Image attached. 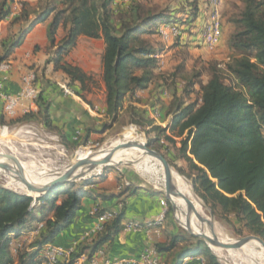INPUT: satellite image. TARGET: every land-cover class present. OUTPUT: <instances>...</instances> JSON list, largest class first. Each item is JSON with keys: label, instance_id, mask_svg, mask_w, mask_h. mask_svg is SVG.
Returning a JSON list of instances; mask_svg holds the SVG:
<instances>
[{"label": "trees", "instance_id": "1", "mask_svg": "<svg viewBox=\"0 0 264 264\" xmlns=\"http://www.w3.org/2000/svg\"><path fill=\"white\" fill-rule=\"evenodd\" d=\"M117 1L39 0L34 7L24 3L22 12L11 23V28L17 27L16 32L1 41L0 64L10 60L37 25L51 19L47 30L51 45L49 63L65 73L71 83L84 85L86 75L67 63L65 56L75 47L80 35L103 37L106 113L117 120L127 98L134 99L158 78L157 55L162 49L148 36L160 39L161 27L170 24L180 27L183 23L169 8L157 11L144 0H130L115 7ZM13 2L0 1V22L11 14ZM190 7L187 22L193 23L198 15L197 7L195 3ZM231 22L242 29L227 42L231 52L225 69L227 77L218 64L212 65L198 101H186L196 83L180 95L175 88L170 131L181 139L177 148L179 158L188 163L191 172L188 177L205 205L240 236L247 233L264 241V1L244 0L240 17ZM60 29L64 30V36L55 45ZM179 39L181 36L176 38ZM128 113L125 123L151 127L150 133L164 135L167 141L176 144L166 136L167 129L153 125L144 114H137L135 107L131 106ZM10 120L3 114L1 124L6 125ZM44 121L48 124L46 113ZM106 177V174L100 177L98 183ZM95 184L87 183V187ZM87 194L84 189H55L34 201L32 197L0 187V264H42V248L55 243L73 223ZM61 196L64 197L59 202ZM104 212L102 209L101 213ZM50 213L52 218H48ZM123 218L122 213L116 214L92 245L77 250L68 264H76L85 250L90 251L92 261L95 253L122 231ZM38 224H43V228L36 239L13 254L10 237L33 231ZM179 245L182 247L176 250ZM156 249L159 254L172 253L166 264H185L186 259L198 256H204L205 261L190 264H221L205 241L194 236L173 235L169 243L157 244Z\"/></svg>", "mask_w": 264, "mask_h": 264}, {"label": "crops", "instance_id": "2", "mask_svg": "<svg viewBox=\"0 0 264 264\" xmlns=\"http://www.w3.org/2000/svg\"><path fill=\"white\" fill-rule=\"evenodd\" d=\"M1 1V0H0ZM39 0H14L11 4V13L8 18L0 22V47L1 41L12 32H16L17 27L11 28V23L15 16L23 10V4L30 7L37 5ZM119 1V0H118ZM227 1V0H226ZM183 8L171 9L178 17L183 19L180 25L183 33L181 39L176 41L175 47L179 48L186 44L197 45L210 52L220 46L228 49L227 42L229 35L226 34L222 22V38L219 45L214 50H209L203 45V33L209 21L211 7L208 0H183ZM195 3L197 7V18L193 23L187 22L190 4ZM116 7V3H115ZM225 8V0L222 6V14ZM33 17V16H32ZM51 19L44 24L37 25L24 39L22 45L12 54L9 62L12 69L8 74L4 92L9 95H17L21 90V76L25 71L34 69L38 75L37 87L40 91L39 112L41 114L29 117L24 114L21 108L18 117L10 120L14 123H28L38 125L42 130L55 134L62 139L65 144H73L76 141L90 142L104 137L114 130L122 120L128 119V110L131 106L137 109V114H144L146 118L153 121V125L167 129L169 133L173 118L168 115L170 101L173 99L174 91L169 89L158 77L147 89L137 93L134 99L127 98L123 108L120 110L118 119L112 120L106 113V86L104 76V55L106 44L103 37L90 38L80 35L77 38L75 47L65 56V61L72 66L78 67L86 75L84 85L77 82L71 83L70 78L62 71H57L52 63H49L51 45L48 40L47 30ZM197 30V33H195ZM64 36V30L58 31L55 45H58ZM157 38L155 35L148 36ZM161 39V40H160ZM159 40L170 45L172 40ZM152 41V40H151ZM153 42V41H152ZM173 47H166L158 51L159 68L157 76L164 74L165 65L168 64ZM223 48V47H222ZM67 88L72 94H66ZM180 93V89H177ZM169 93V94H168ZM189 102V101H187ZM39 106V105H38ZM43 113V114H42ZM44 113L48 117V124L44 121ZM29 117V118H28ZM3 120L2 107H0V124ZM151 129V127H147ZM178 138V137H177ZM181 140V139H180ZM180 145V143H179ZM106 179L93 186H88L84 191L88 194L82 199V207L77 212L73 223L65 229L56 239L55 243L64 247L77 244L79 250L92 245L93 241L81 243V238L96 225V220L92 216L93 209L98 206L103 210L112 211L116 214H123L122 226L128 222L147 223L158 217L163 208L160 201L165 198L160 193L144 186L141 180L131 181L130 188L118 189L117 175L109 172ZM96 187L97 189H93ZM61 201V198L59 202ZM48 218H52V213ZM34 225V224H33ZM175 232L172 225L166 219L160 234L151 232L125 233L121 231L111 242L102 248L105 252L104 259L116 261L120 259L138 257L147 247L170 242ZM25 231L21 235L14 234L11 238L12 252L17 249L29 247L34 241ZM80 258V264H91L89 260L90 251H84ZM96 256V253L94 257ZM172 258V253H160L162 264H166ZM99 264H103L101 257H97Z\"/></svg>", "mask_w": 264, "mask_h": 264}, {"label": "rangeland", "instance_id": "3", "mask_svg": "<svg viewBox=\"0 0 264 264\" xmlns=\"http://www.w3.org/2000/svg\"><path fill=\"white\" fill-rule=\"evenodd\" d=\"M144 1L148 3L147 4L148 6H152L151 8L157 11L166 8L169 9H174L176 7L177 8L179 7V9L183 8L182 5L183 0H144ZM129 2L130 0H119L116 2V6L118 7L119 5H125ZM243 9H244V0H227V1L225 0V8L222 14V22L226 34L229 35L230 37L234 33L242 29L241 26L233 24L231 20L238 19ZM195 33H197V30H195ZM189 37L190 35L187 36L186 44L184 43V45L179 48L175 47L177 41L176 39H173L170 45L165 44V42L164 43L161 42L159 38L158 41L156 40L157 38H151V40L160 49H165L167 46L173 47L170 56H168L167 58L168 64L165 65L164 74L158 76L161 78V81L164 84V86H166L167 92L170 91L169 89L175 91V88L176 89L179 88L181 91L179 93L180 95L182 91H184L188 86L192 85L193 83H196V86L192 87L194 91L192 96L186 100L190 102L194 100L198 101L200 97V89L202 85H204L208 81L211 74V68L213 67L212 65L218 64V67L226 74L225 71L226 64L229 62L231 58V54L227 52L226 47L224 46H220L219 48L217 47L212 52L202 47H198L197 45L195 46L196 42L193 43L194 45L190 46L188 45V43L189 44L191 43L189 42L190 41ZM225 77H227V74L225 75ZM172 101L173 99L170 101V105L167 112L168 115H171L173 118L172 109H171ZM3 126L4 124H0V130ZM6 126L8 127L7 130L8 135L6 137H3L0 134V151L9 155L14 154L16 157H18V159L24 162L36 163L37 165L39 164L45 165L47 163L48 164L51 163V165H53L54 168L57 169V171H59V169H63V165H66L71 161L70 158H75L76 160H83L91 156L92 157L97 156L99 155V152L98 153H93V152L103 147L105 148L100 152H105L107 149L110 148V145L114 144L119 139H122L123 137L131 135L135 132H139L146 139V142L149 144V148L163 154L166 157V159L171 163L174 170L179 174H181V176L190 183V186L193 192L195 193L192 180L188 177V175L191 174V172L188 169V163L184 159L179 158L180 155L178 153L177 148L180 146L179 145L180 138L176 137L175 134L176 132L174 133L172 131H169V133L166 134V136L174 139L176 144H173L172 142L167 141L164 135L159 136L157 133L152 134L150 133L149 129H147V127L145 128L137 124L125 123L124 120H122L121 123L114 130H112L104 137H99L98 139L90 142L76 141L73 144H65L60 137H58L55 134L42 130L38 125L10 122V123H6ZM0 132H2V130ZM157 138H159L160 140H157ZM109 172L117 175L118 189L122 190L128 187L126 186V183L129 184L130 186L132 180L139 178V180H141L144 186L163 195L164 189L159 181L155 183V181L150 176L141 173L133 165H127V164H120L109 167L103 172L101 176H94L88 182L76 181L70 185H66L61 189H63V191H67L72 188L75 190L86 189L87 183H98L99 178L104 176L105 174H108ZM12 180L13 179L11 177L5 176L0 171L1 188L13 191L20 195H25L29 197L32 196L34 201L35 199H37V196H39L38 192L31 194L22 191L21 189H19V186L14 185ZM29 183H34V181L30 180ZM93 189H97V188L93 187ZM195 196L199 198L197 200L201 203L202 211L209 216L210 212H212L211 209L205 205V203L200 199V197L196 193ZM63 197L64 196H61V199H63ZM215 217H216L215 224L223 232V236L227 238H232L234 240L251 236L248 235L247 233L240 236L237 233L236 229L226 224L219 217L217 216ZM166 219H168L169 223L172 225L175 235L178 234L183 235L186 238L192 236L184 228H181L182 226L176 220L175 210L172 208L170 203L168 205V215ZM210 227L211 229L214 230L211 224ZM187 240L191 241L193 244L195 243L194 240H190V239ZM180 247H182V245H179L176 250H178ZM218 260L221 264H236L230 259L221 261L218 258ZM192 261L204 262L205 257L198 256L196 258H188L186 259L185 264H190L192 263Z\"/></svg>", "mask_w": 264, "mask_h": 264}, {"label": "bare ground", "instance_id": "4", "mask_svg": "<svg viewBox=\"0 0 264 264\" xmlns=\"http://www.w3.org/2000/svg\"><path fill=\"white\" fill-rule=\"evenodd\" d=\"M0 134L3 137H6L8 132L2 131ZM145 143V138L139 132H135L131 135L123 137L114 144L110 145V148L105 152H99V155L94 156L93 162L81 170V173L86 172L88 169H93L97 173L100 172L102 169L101 161L108 156L112 157L111 165L113 166L131 163L141 173L150 176L155 181V183L159 181L164 190L169 189V194L173 203L175 204V217L182 226L181 228L187 229L192 234L202 236L205 243L210 246L212 252L221 261L230 259L237 264H264L263 244L255 238L234 240L232 238L223 236V232L219 229V227L208 217H206L205 213L202 211L201 203L197 200L199 198L195 196L190 183L181 177V174L174 175L175 186L183 196L193 202L195 208H190L187 205L185 199L176 195V192L172 186L171 177L163 169V163L161 159L155 154L145 150ZM123 144H129V147L127 149H120L112 152L114 149ZM13 157H15L17 161ZM70 159L72 164L82 161L76 160L75 158ZM1 163L14 165V168L11 171L3 169H0V171L5 176L11 177L14 180H12L14 185L19 186V189L27 193L34 194L37 192V190L46 188L57 178L56 174L53 173V169H50L46 166L38 167L36 163L24 162L18 159V157H16L14 154L9 155L0 151V164ZM15 165L22 166L24 169V174H19L15 170ZM64 166L65 165H63V167ZM67 170L68 168L65 167L63 169H59L58 172L59 174H65ZM27 180L34 181V183H29ZM22 181L29 186L25 185ZM210 224L214 230L211 229ZM222 244H227L229 249H224L221 246Z\"/></svg>", "mask_w": 264, "mask_h": 264}, {"label": "built area", "instance_id": "5", "mask_svg": "<svg viewBox=\"0 0 264 264\" xmlns=\"http://www.w3.org/2000/svg\"><path fill=\"white\" fill-rule=\"evenodd\" d=\"M208 2L211 7V13L203 33V45L209 50H214L219 45L222 38V6L224 0H208ZM159 32L164 41L176 39L182 34L180 27L174 24L161 27ZM11 69L12 64L9 61L0 64V107H2L3 114L11 120L18 117L21 108L24 114H38L40 91L37 87V72L34 69L25 71L21 76L22 86L20 92L17 95H9L4 92V87ZM64 89L66 94H72L69 89ZM1 130L7 131L8 127L4 125ZM126 186H129V184L126 183ZM160 203L163 210L156 219L144 224L139 222H128L123 225L122 231L125 233H140L146 231L157 235L160 234L168 215L169 205L166 198H162ZM34 205L35 202L32 206ZM101 210L102 209L98 206L93 209L92 216L96 220V225L81 238V243L93 241L104 231L105 225L115 218L116 213L112 211L101 213ZM42 228L43 224H38L35 230L27 232L26 235H29L35 240ZM77 246V244H74L70 247H64L57 243L45 245L42 248V264L70 263L73 255L77 252ZM104 256V250L99 249L96 252V256L92 259L91 264H99L97 257L102 258V261H104L103 264H162L160 254L154 246L147 247L138 257L134 258L120 259L113 262L104 259ZM80 260L81 259H79L76 264H80Z\"/></svg>", "mask_w": 264, "mask_h": 264}, {"label": "water", "instance_id": "6", "mask_svg": "<svg viewBox=\"0 0 264 264\" xmlns=\"http://www.w3.org/2000/svg\"><path fill=\"white\" fill-rule=\"evenodd\" d=\"M146 141V139H145ZM114 142V141H113ZM111 144V143H110ZM129 147V144H123L120 145L119 147H117L116 149H114L112 152H115L117 150L120 149H127ZM105 147L93 152V153H98L100 151H102ZM144 149L147 150L150 153L155 154L156 156H158L162 163H163V169L165 170V172H167L170 177H171V182H172V186L176 192V195L178 197H182L183 199H185L187 205L190 208H195L193 202L191 200H189L188 198H186L185 196H183L176 188L175 183H174V175H180L178 172H176L173 168V166L171 165V163L159 152L152 150L149 148V144L146 142L144 144ZM112 154V153H111ZM12 158V157H11ZM15 158V157H13ZM94 157L91 158H87L85 160L82 161H78L77 163L72 164L71 161L69 163H67L65 165V167L68 168L67 172L65 174H59V172L57 171L56 168H54L53 165L51 164H45V165H37L38 167H49L50 169H53V173L56 174L57 178L56 180L52 181L46 188L41 189V190H37V192L39 193V196H37V198L45 196L49 193H52L55 189H61L63 187H65L66 185H70L76 181H85L88 182L92 177L94 176H101L103 174V172L109 168L112 167L113 165H111V160L112 157L108 156L105 159H103L101 161L102 164V169L100 172H95L93 169H88L86 172L81 173V170H83L86 166L90 165L93 162ZM15 160L17 161V159L15 158ZM95 163V162H94ZM127 165H133L131 163L127 164ZM134 166V165H133ZM63 167V168H65ZM14 168V165H10V164H6V163H1L0 164V169L3 170H7V171H11ZM15 170L19 173V174H24V169L22 166L20 165H15ZM80 172V173H79ZM181 176V175H180ZM182 177V176H181ZM163 195L165 196V198L169 201V203L171 204L172 208L175 210V204L173 203L171 196L169 194V189L163 190ZM32 197V196H30ZM36 200V199H35ZM206 217L210 218L213 223L215 224L216 222V217L213 214V212H210L209 216L205 213ZM190 235L197 237L199 239H203L202 236L199 235H195L190 233L187 229H185ZM249 238H255L257 239L259 242H261L264 246V241L262 239H260L259 237L256 236H250V237H245L242 239H249ZM207 244V243H206ZM208 248L210 249V246L207 244ZM224 249H229V246L227 244H222L221 245ZM211 250V249H210ZM212 251V250H211ZM213 253V252H212ZM214 254V253H213ZM215 255V254H214ZM216 256V255H215ZM217 257V256H216ZM236 263V262H234ZM237 264V263H236Z\"/></svg>", "mask_w": 264, "mask_h": 264}]
</instances>
